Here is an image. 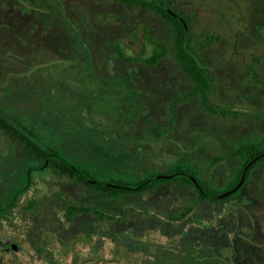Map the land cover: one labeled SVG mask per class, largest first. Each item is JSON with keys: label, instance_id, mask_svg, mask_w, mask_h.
Returning <instances> with one entry per match:
<instances>
[{"label": "rangeland", "instance_id": "1", "mask_svg": "<svg viewBox=\"0 0 264 264\" xmlns=\"http://www.w3.org/2000/svg\"><path fill=\"white\" fill-rule=\"evenodd\" d=\"M166 1L189 16L210 107L190 94L173 28L153 10L0 0V206L27 184L0 210V264H264V160L228 199L169 181L118 204L41 154L54 150L99 180L169 172L184 158L212 186L236 176L232 148L264 138V0ZM152 39L167 51L150 65ZM72 202L118 217L67 219Z\"/></svg>", "mask_w": 264, "mask_h": 264}, {"label": "trees", "instance_id": "2", "mask_svg": "<svg viewBox=\"0 0 264 264\" xmlns=\"http://www.w3.org/2000/svg\"><path fill=\"white\" fill-rule=\"evenodd\" d=\"M119 1L128 4L137 3L143 7H147L158 15L162 16L166 22L172 26L174 31V48L176 58L193 82V88L191 89L190 94H201L203 97V103L209 106L206 99V94L210 86V77L207 74L206 65L199 59L197 50L192 44V40L190 38L188 14L180 11L177 7L173 6L166 0ZM214 37L215 36L213 35L208 36L203 41V44H209L212 40H214ZM152 42L153 47L151 53L143 58V60L150 65L155 64L159 59L164 57L167 51L166 45L162 41L152 39ZM119 53L124 55L120 49ZM242 141L243 142L241 143H237L231 151V155L235 157L239 163V169L236 176L232 180L228 181L227 184L218 186H212L209 183L207 177L202 178L199 175L198 167L189 158L182 159V162L179 164H173L169 172L159 173L166 176L154 177L156 174L149 173L146 176L140 178L136 175V173L125 170L120 173L109 174L106 179L99 180L95 178L89 171L83 170L74 163L62 159L54 150H49L48 153L41 154L44 156V159H47L46 164H52L59 171V173L68 175L75 181L80 182L82 185L92 189L96 194L99 193L101 196V201L104 203H110L114 201L118 204H123L122 200L125 196L141 194L160 183L169 181L181 182L192 186L196 190L197 196L200 198L210 200H224L231 196L237 195L244 182L248 179L252 168L257 163L264 160V138L262 141ZM51 155L55 156L53 160H51L50 157L47 158V156ZM250 160H252V162L245 169V175L241 185L223 197L214 196L234 187L241 177L244 166ZM129 164L130 163L128 161H125L124 166L127 167ZM190 175L194 177V180L190 178ZM26 189L27 184L23 186L22 190L13 192L10 196L12 201L9 199V201L4 204V206H0V210L3 211L4 214L7 213L9 209L15 205L19 192H24ZM104 207L100 210L97 205H87L83 203L72 202L69 203L67 219L73 218L76 214L75 212L97 213L104 215L109 219L118 217L114 214L106 213V209L109 210V208L104 209ZM120 210L121 208H119V211ZM120 212L122 213L123 211Z\"/></svg>", "mask_w": 264, "mask_h": 264}, {"label": "water", "instance_id": "3", "mask_svg": "<svg viewBox=\"0 0 264 264\" xmlns=\"http://www.w3.org/2000/svg\"><path fill=\"white\" fill-rule=\"evenodd\" d=\"M251 162H252V160H250V161L244 166L243 171H242V174H241V177H240L238 183H237L234 187H232V188L229 189V190H226V191H223V192H221V193H218V194H216V195H214V196H217V197H223V196H225L226 194L230 193L231 191L237 189L238 186L241 185V183L243 182L244 175H245V169L247 168V166H248ZM160 176H166V175H164V174H156L154 177H160ZM190 178H191L192 180H194V177H193L192 175H190ZM12 248L15 249V248H16V245L13 244V245H12Z\"/></svg>", "mask_w": 264, "mask_h": 264}]
</instances>
